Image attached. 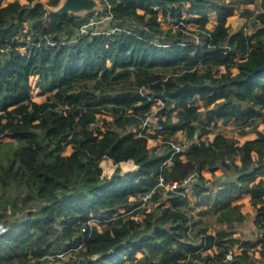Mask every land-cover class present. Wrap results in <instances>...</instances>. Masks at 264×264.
<instances>
[{
	"label": "trees",
	"instance_id": "1",
	"mask_svg": "<svg viewBox=\"0 0 264 264\" xmlns=\"http://www.w3.org/2000/svg\"><path fill=\"white\" fill-rule=\"evenodd\" d=\"M111 1L125 30L50 46L44 36L72 35L96 12L52 14L42 0H0V264H264V128L243 143L220 131L202 138L218 118L240 134L264 124V0H246L254 8L237 0ZM236 10L247 31L228 23ZM31 76L50 91L43 101L34 99ZM153 111L163 129L152 133L143 122ZM98 113L111 118L100 122ZM161 132L175 140L149 146ZM104 160L114 163L110 174ZM161 176L179 185L160 186ZM244 193L255 225L245 239L236 231L249 216L233 203ZM208 211L221 225L215 233L202 222Z\"/></svg>",
	"mask_w": 264,
	"mask_h": 264
},
{
	"label": "rangeland",
	"instance_id": "2",
	"mask_svg": "<svg viewBox=\"0 0 264 264\" xmlns=\"http://www.w3.org/2000/svg\"><path fill=\"white\" fill-rule=\"evenodd\" d=\"M9 0H5V2H7ZM46 1L47 0H42V2H44V4L46 5ZM21 2H28V0H21ZM235 3H238L241 5V7L243 8H254L256 6L255 3H252V2H248L246 0H237V1H234ZM102 2H100V0L98 1L97 0V5L92 3L91 4V7L92 8H74V10H72V12L76 11L77 13H80V14H87L86 12L88 11H91L90 9L94 10H99L101 9L102 7ZM54 6H49L50 9H52ZM59 7V6H58ZM62 8V5H60V8ZM57 9V8H56ZM95 10V11H96ZM142 11V10H141ZM89 13V12H88ZM161 15V13H160ZM213 15V14H212ZM212 15L210 17H212ZM46 21H50V16H47L46 17ZM228 23L230 24V26L232 27V29H242L243 31H247V28L249 26L248 24V19L246 18V16H243V14L240 13L239 10H236L235 13L233 15H231L229 18H228ZM163 26L164 27H168L169 25H171V23L169 22H162ZM191 28H194L195 25L194 24H191L190 25ZM27 29H30L32 32H35V29L34 27L32 28L31 27V23L30 22H27ZM63 33V32H62ZM22 49L24 50V47H22ZM237 71L236 68H233V72L235 73ZM31 84H32V92H33V96H34V99L37 100V101H43L46 96L50 93V91H42V89L38 86H36V76H31ZM151 114L155 115V111H153ZM98 117H99V121L102 122L103 121V118H111V115L107 114V113H98L97 114ZM203 116V115H202ZM221 122V121H220ZM264 127V124L262 122H260V120H257L256 122H254V124L252 125V123H250L247 128H248V131L247 133L245 134H240L238 131H237V127L236 125L234 124L233 121H230L229 123L227 124H222V122L220 124H218L217 126L213 127V129L215 131L217 130H225L226 132L230 133L231 135H235L236 137H238L240 143L245 140L246 138H252L254 136H256V130L257 129H262ZM149 131H152V133L156 130H154L153 126H151L149 129ZM162 133V132H161ZM178 138L181 139V140H184L186 139L185 138V134H183V132H178ZM234 137V136H232ZM12 138L10 137H4L3 140H10ZM167 140H175V137L174 138H168V136H165L164 132L160 135H157L156 137H153L152 139H149L148 141V144L149 145H158L160 144L161 142H164V141H167ZM72 150V147L71 145H69L67 148H66V153H69L71 152ZM102 165H103V168L106 172L108 173H111L114 169V163L112 162V160H104L102 162ZM123 167L125 170H127V168H133V165L129 164L128 162H125L123 163ZM221 173V169L217 170L216 171V175ZM260 179V176H257L256 180H259ZM190 197H193V194H190L189 195ZM247 196H245V194H242L241 196H239L237 199H235L233 202L234 203H243V206H242V210L247 213V215L249 216L247 221H245L244 223H242L241 225V229H238L236 231V235H242V238L245 239L247 237V234L251 235L252 233H254V229H255V225L254 223L252 222V214L254 212V209H253V206L251 205L250 202H245V199ZM199 209H196L195 212L196 214H198L199 212ZM202 218V222H212L213 224L211 225V229H212V233H215L216 229L218 227H220L221 225L218 224L217 222H214V215L211 213V212H207L206 214H204L203 216H201ZM242 230L244 231V233L242 232ZM253 238L252 239H256L255 235L252 236ZM258 247V246H257ZM241 249V247L239 246H236L234 248L233 251H239ZM140 254V253H139ZM255 254L257 255L258 254V251L255 250ZM128 263V260H126L123 264H127ZM53 264H61L60 261H54Z\"/></svg>",
	"mask_w": 264,
	"mask_h": 264
},
{
	"label": "built area",
	"instance_id": "3",
	"mask_svg": "<svg viewBox=\"0 0 264 264\" xmlns=\"http://www.w3.org/2000/svg\"><path fill=\"white\" fill-rule=\"evenodd\" d=\"M100 2H102V4H103L101 9L91 10V11L96 12L95 15L92 18H90L89 20L84 21L79 27H77L76 31H74V34L71 35L67 32H63L61 34H58L59 35L58 38H55L54 36H44L43 40L50 46H59V45L65 44L67 42L73 41V39H74L73 35L79 36V35L89 34V33H92L94 35H99V34L111 35L113 33H116L117 31L125 30L124 27H120V26L116 25V23L114 22V18H115L114 3L111 0H100ZM101 10H104V12L101 13ZM91 11H88V12H91ZM67 13H73V12H67ZM180 23H182V22H180ZM179 24H175V25L171 24V25L173 27H178ZM130 31H131V29L128 30V32H130ZM25 32H26V39L28 40V42L33 41L34 35L30 31V29L25 28ZM228 49H230V47H228ZM1 51H4V52L9 51V46L7 44L2 45ZM158 103H160L162 105L163 101L161 99H158ZM151 126H153L154 130H156V131H161L163 129V124L158 121V116L156 114L155 115H153V114L149 115L143 122V128L149 129ZM169 142L172 145V147L175 148L174 150L176 152L183 149V146H184L183 144L176 143L173 141H169ZM194 177H195L194 173H191L190 175H188L184 179L183 184L185 185L186 191H189L190 183L192 182ZM158 185H160V186L165 185L168 189L173 190V189L177 188L179 183L178 182L165 183L164 177L161 176L159 179ZM153 192H154V188L151 189L150 191L144 193V195H143L144 202L148 201V199L152 196ZM99 222L100 221L96 218H91L88 220V224L91 226L98 225ZM4 229H5V227L1 228L0 231H2ZM83 231H86V227H83ZM232 254H233V249H230L227 257L228 258L232 257ZM58 256H65V252L58 253ZM50 257H53V256H50Z\"/></svg>",
	"mask_w": 264,
	"mask_h": 264
},
{
	"label": "water",
	"instance_id": "4",
	"mask_svg": "<svg viewBox=\"0 0 264 264\" xmlns=\"http://www.w3.org/2000/svg\"><path fill=\"white\" fill-rule=\"evenodd\" d=\"M94 3L97 5V0H60L59 4L57 6H54L52 9L49 8L50 5H48L46 3V8L48 9V11L52 14H62V13H65V12H72V10H74V8H92L91 7V4ZM60 5H62V8H60ZM59 6V7H58ZM57 8V9H56ZM92 10V9H90ZM73 13L75 14H80V13H77L76 11H74ZM252 169H249L247 171H244V172H239V173H236V174H230L228 176V178H237L239 176H241L242 174H246V173H249L251 172ZM223 179L226 178V175H223L222 176ZM1 228H4V225L3 223H0V229Z\"/></svg>",
	"mask_w": 264,
	"mask_h": 264
},
{
	"label": "crops",
	"instance_id": "5",
	"mask_svg": "<svg viewBox=\"0 0 264 264\" xmlns=\"http://www.w3.org/2000/svg\"><path fill=\"white\" fill-rule=\"evenodd\" d=\"M213 14V15H212ZM212 15V17H210ZM217 18H218V11L217 10H214V11H210L209 12V23H208V27H210V28H213L214 27V24H215V22L217 21ZM200 103H202L203 101H199ZM207 119V116L205 115V114H203V116L201 117V119H200V122H202V121H205ZM222 122V119L221 118H218L217 119V121H216V123L215 124H212V127H211V129H212V132H209V133H205L203 136H202V138H209V139H211L214 135H215V132H217V131H219V130H217V131H215L214 129H213V127H215V126H217L218 124H220L221 122ZM222 124H224L223 122H222ZM264 128V127H263ZM262 128V129H263ZM220 132H222V133H224L225 135H227V136H230V137H232V136H234V137H236L235 135H231L230 133H228V132H226L225 130H220ZM257 135V134H256ZM177 136H178V134H177ZM256 136H254V137H252V138H246L245 140H243L241 143H243L244 141H246V140H248V139H253V138H255ZM153 138V137H152ZM152 138H149V139H152ZM236 138H238V137H236ZM149 146H151V145H149ZM253 155L256 157V153L254 152L253 153ZM129 164H131V165H133L131 162L129 163ZM134 166V165H133ZM132 168V167H131ZM110 174V173H109ZM218 174V173H217ZM220 174H222V170H221V173ZM220 174H218V175H220ZM204 175L207 177V178H209V179H211V178H213V173L210 171V170H208V169H206V170H204ZM219 186H215L213 189H217ZM245 194V196H247L246 198L247 199H245V202H250L251 203V201H250V197H251V194L250 193H244ZM234 203V202H233ZM241 203V202H240ZM252 205V204H251Z\"/></svg>",
	"mask_w": 264,
	"mask_h": 264
}]
</instances>
